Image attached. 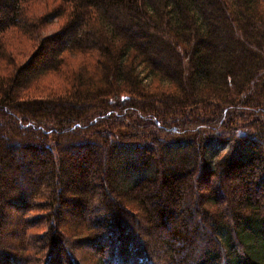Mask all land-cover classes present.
I'll return each instance as SVG.
<instances>
[{
	"label": "trees",
	"instance_id": "trees-1",
	"mask_svg": "<svg viewBox=\"0 0 264 264\" xmlns=\"http://www.w3.org/2000/svg\"><path fill=\"white\" fill-rule=\"evenodd\" d=\"M149 1L60 0L23 65L0 53V264H78L67 236L109 264H264V0ZM42 9L0 0L1 46L63 16Z\"/></svg>",
	"mask_w": 264,
	"mask_h": 264
},
{
	"label": "rangeland",
	"instance_id": "rangeland-1",
	"mask_svg": "<svg viewBox=\"0 0 264 264\" xmlns=\"http://www.w3.org/2000/svg\"><path fill=\"white\" fill-rule=\"evenodd\" d=\"M31 1H33V0H27L28 6L37 7V8L42 7L43 8L39 12V14L40 13L43 14L47 9H50V8H61L63 11V16L50 15V16H45V17H39V21L44 22V24H43V27H41V31H42V32H40L41 35L38 36V38L34 44L31 41H29L28 39H26L25 37L20 36L17 29L4 32V34H3V36H4L3 46L5 44H7L8 50H6L7 48L2 47L0 44V53H5V55H6V58L4 60L5 63L10 62L11 57H13V59H15V61H18L17 64L24 63L31 56L33 51L36 49L35 47L38 46L39 42L42 39H44V37H49L52 34L54 35V33L57 34L59 32V30L63 27V25L66 23L64 21V19L66 20L65 13H67L65 6H67L68 9H70V7H69L70 5L64 4L63 2L61 3L60 0H38V3L36 0H34L35 4H33V3L30 4ZM41 15H39V16H41ZM93 17H95V16L93 15ZM25 50H26L27 54H26ZM21 52H24V53H21ZM141 70H142L141 74L143 76H145L144 80H143L145 84H147L149 86L151 85L152 88L168 87L164 83H161L157 80L151 79L150 76L146 77L147 76V75H145L146 71L143 68H141ZM50 80L54 81L53 78H50ZM46 83H48L47 86L52 84L48 81H46ZM37 86L39 87V84H37ZM40 87H42V86H40ZM149 88H151V87H149ZM27 93L30 96L35 97L36 94L37 95L42 94V91H40L39 89H35V90L32 89L31 90L32 94L29 91ZM226 149L221 148L220 151H218L217 153H219V155L225 154ZM214 153H216V152L210 151L209 156L213 159H216V157H218L219 155L217 156V154H214ZM176 156L178 157V154ZM170 163L174 164V163H176V161H173ZM122 173H123V170H120V169L118 170L116 168L117 180H118L119 184H121L120 186L125 188V187H128L130 180L128 179V177L126 175H124ZM114 198L115 199L119 198L118 200L128 203V206H132L128 202L127 198H122V196L114 197ZM41 223H42V225H40V228L32 229V232L34 234H42V232L47 229V224L44 221ZM101 237H103V236H101ZM35 239L39 240L40 238H39V236H35ZM67 239H69L71 242V244L67 248L72 250V252L74 253V255L76 257V261L78 264H109L108 260H107L108 259V250H106L107 243H104V246H103L104 250L98 249V252H100V253L105 251V253H103L104 262H102L103 257L101 256V254H99L100 255L99 256L98 254H96L94 252L91 244L88 243V239L83 238V239H80V241H77V239H75L73 236H67ZM37 255L38 254H35L34 257ZM152 258H153V261H155L157 256L153 255Z\"/></svg>",
	"mask_w": 264,
	"mask_h": 264
},
{
	"label": "bare ground",
	"instance_id": "bare-ground-1",
	"mask_svg": "<svg viewBox=\"0 0 264 264\" xmlns=\"http://www.w3.org/2000/svg\"><path fill=\"white\" fill-rule=\"evenodd\" d=\"M36 1H37V3H38V0H36ZM150 1H151V0H150ZM150 1H149V2H150ZM154 1H155V0H154ZM152 2H153V1H152ZM159 2H160V1H159ZM32 3L35 4V3H34V0L31 1L30 4H32ZM259 3H260V2H259ZM256 4H257V3H256ZM149 5H150V4H149ZM153 5H154V4H153ZM253 5H254V4H253ZM151 6H152V5H151ZM160 6H161V5H159V9H160ZM161 7H162V6H161ZM163 7H164V5H163ZM148 8H149V7H148ZM155 8H157V7H155ZM164 8H165V7H164ZM257 9H258V8H257ZM155 10H156V9H155ZM162 10H163V9H162ZM166 10H167V9H166ZM226 10L228 11L229 9H226ZM151 11H152V10H151ZM158 11H159V10H158ZM240 11H241V10H239V12H240ZM259 11H260V10H259ZM163 12H164V11H163ZM224 12H225V10H224ZM241 12H242V11H241ZM165 13H166V12H165ZM226 13H229V12H226ZM161 14H162V13H161ZM163 14H164V13H163ZM34 16H35V15H34ZM220 16H223V17H224V15H220ZM36 17H38V16L36 15ZM230 18H231V17H230ZM218 20H219V19H218ZM236 20H237V19H236ZM227 21H228V20H227ZM225 22H226V20H225ZM241 22H242V21H241ZM221 23H222V22H221ZM223 23H224V22H223ZM235 23H236V22L234 21L233 24L235 25ZM230 24H231V21H230ZM233 24H232L231 26H233ZM227 25H228V24H227ZM235 26H236V25H235ZM245 26H246V25H245ZM233 27H234V26H233ZM101 28H103V27H101ZM235 28H236V27H235ZM239 28H240V27H239ZM249 28H250V27H249ZM228 29H231V28H228ZM237 29H238V28H237ZM100 30H101V29H100ZM233 30H234V28H233ZM104 31H105V30H104ZM98 32H99V31H98ZM236 32H237V30H236ZM239 32H240V31H239ZM239 32H238V33H239ZM103 33H104V32H103ZM107 33H109V32H107ZM54 34H55V33H54ZM105 34H106V33H105ZM110 34H111V33H110ZM239 34H240V33H239ZM47 35H48V34H47ZM47 35H46V36H47ZM49 35H50V34H49ZM74 35H75V34H74ZM74 35H73V34L71 35L72 38H73ZM98 35H103V37L101 36V38H103V39L105 38V37H104V34H102V33H100V34H98ZM75 36H76V35H75ZM75 36H74V37H75ZM107 36H108V35H107ZM98 37H100V36H98ZM72 38H71V40H73ZM109 38H110V37H109ZM111 38H112V37H111ZM111 38H110V39H111ZM99 39H100V38H99ZM120 39H121V38H120ZM69 40H70V39H69ZM101 40H102V39H101ZM73 41H74V40H73ZM102 41H103V44H104L105 40H102ZM102 41H101V43H100L101 45H102ZM107 41H109V39H108ZM60 42H61V41H60ZM111 42H112V41H111ZM117 42H118V41H117ZM68 43H69V42H68ZM71 43H73V42L71 41ZM106 44H107V42H106ZM67 45H68V44H67ZM109 45H110V41H109ZM109 45H108V46H109ZM117 45H118V44H116V46H117ZM72 46H73V44L71 45V47H72ZM103 46H106V45H103ZM68 47H69V45H68ZM112 47H113V46H112ZM118 48H119V47H118ZM118 48H115V47H114V50L116 51V49H118ZM16 50H17V49H16ZM27 50H28V49H27ZM29 50H30V49H29ZM21 51H22V50H21ZM23 51H24V50H23ZM25 52H26V50H25ZM116 52H117V51H116ZM21 53H24V52H21ZM21 53H20V54H21ZM118 53H119V52H118ZM16 54H17V53H16ZM26 54H27V52H26ZM21 55H22V54H21ZM7 58H8V57H7ZM11 58H12V60H13V57H11ZM10 60H11V59H10ZM12 60H11V61H12ZM14 62H15V61H14ZM14 62H12V63H14ZM26 63H27V62H26ZM16 65H17V64H16ZM19 65H21V64H19ZM22 65H23V64H22ZM7 68H8V67H7ZM29 70H30V69H29ZM130 74H131V73H130ZM3 77H4V76H3ZM161 91H162V90H161ZM140 94H141V93H140ZM141 95H142V94H141ZM154 121H155V120H154ZM154 121H153V122H154ZM155 122H156V121H155ZM153 124H154V123H153ZM162 127H163V126H162ZM163 130H164V129H163ZM165 130H166V129H165ZM151 131H152V130H151ZM158 131H159V130H158ZM167 131H168V130H167ZM155 132H156V131H155ZM153 134H154V133H153ZM177 135H178V134H177ZM177 135H176V136H177ZM174 136H175V133H174ZM176 136H175V138H176ZM178 137H179V136H178ZM171 138L173 139L174 137H171ZM175 138H174V139H175ZM174 139H173V141H176V140H177V139H176V140H174ZM170 140H171V139H168V141H170ZM178 140H183V139H178ZM11 141H12V140H11ZM12 142H13V141H12ZM36 143H37V142H36ZM45 143H46V142H45ZM171 143H172V140H171ZM171 143H170V144H171ZM176 143H177V141H176ZM10 144H11V143H10ZM40 144H41V143H40ZM172 144H173V143H172ZM180 144H181V143H180ZM180 144H179V142L177 143V145H180ZM43 145H44V144H43ZM162 145H163V144H162ZM173 145H174V144H173ZM173 145H172V147H173ZM177 145H176V146H177ZM165 146H166V145H165ZM168 146H170V145H168ZM181 146H183V145H181ZM0 147H1V146H0ZM10 147H11V146H10ZM179 147H180V146H179ZM183 147H184V146H183ZM1 148H2V147H1ZM16 148H17V147H16ZM18 148H19V146H18ZM18 148H17V149H18ZM21 148H22V147H21ZM162 148H163V147H162ZM166 148L168 149V147H166ZM166 148H164V149L166 150ZM169 148H170V147H169ZM184 148H185V147H184ZM164 149H163V150H164ZM171 149H174V148H171ZM175 149H176V147H175ZM175 149H174V150H175ZM185 149H186V148H185ZM8 150H9V149H8ZM13 150H15V149H13ZM178 150H179V149H177V151H178ZM181 150H182V149H181ZM181 150H180V155H181ZM0 151H2V150H0ZM4 151H5V150H4ZM167 151H168V150H167ZM169 152H170V150H169ZM171 152H172V151H171ZM174 153H175V152H174ZM177 153L179 154V151H178ZM13 154H14V153H13ZM23 154H24V153H23ZM175 154H176V153H175ZM21 155H22V154H21ZM25 155H26V153H25ZM36 155H37V153H36ZM14 156H15V155H14ZM19 156H20V155H19ZM38 156H39V155H38ZM0 157H1V155H0ZM15 157H16V156H15ZM31 157H32V156H30L29 159H31ZM168 157H169V156H168ZM20 158H21V157H20ZM27 158H28V156H27ZM16 159H17V158H16ZM29 159H28V160H29ZM26 160H27V159H26ZM18 161H19V160H18ZM13 162H14V160H13ZM14 163H15V162H14ZM27 163H28V162H27ZM17 164H18V163H17ZM22 164H23V163H22ZM28 164H29V163H28ZM12 165H13V163H12ZM31 165H32V164H31ZM28 166H29V165H28ZM18 167H19V166H18ZM20 167H21V166H20ZM21 168H22V167H21ZM21 168H19V169H21ZM23 168H25L24 165H23ZM31 168H32V167H31ZM31 168H30V169H31ZM113 168H114V167H113ZM16 169H17V167H16ZM19 169H17V171H18ZM110 169H111V168H110ZM15 171H16V170H15ZM21 171H22V170H20V173H21ZM23 171L27 172V169L25 168V170L23 169ZM23 171H22V172H23ZM28 171H29V170H28ZM31 171H32V170H31ZM31 171H30V173L33 172V171H32V172H31ZM23 173H24V172H23ZM30 173H28V174H30ZM34 173H35V172H34ZM117 173H118V172H117ZM13 174H14V173H13ZM28 174H27V175H28ZM15 175H17V173H15ZM18 175H19V173H18ZM25 175H26V173H24V175H22V176L24 177ZM29 176H31V180H30V183H31V182L33 181V179H34L35 174L33 175V177H32L31 174L28 175V178H29ZM18 177H19V176H18ZM18 177H17V178H18ZM32 178H33V179H32ZM36 179H37V178H36ZM35 181H36V180H35ZM35 181H34V183H35ZM36 182H37V181H36ZM34 183H33V184H34ZM123 186H124V185H123ZM7 216H8V215H7ZM8 223H9V222H8ZM8 226H9V225H8ZM8 230H9V229H8ZM18 231H19V230H18ZM5 232H6V231H5ZM7 232H8V231H7ZM9 233H10V231H9ZM9 233H8V234H9ZM60 233H61V232H60ZM60 233H59V234H60ZM5 234H6V233H5ZM6 236H7V234H6ZM6 236H5V238H7ZM14 237H15L14 239H16V236H15V235H14ZM12 238H13V237H12ZM26 242H27V241H26ZM26 242L24 243V241H23V242L20 243V244H24V245H25ZM6 243H7V242H6ZM10 243H11V242H10ZM32 243H33V242H31L30 244H32ZM14 244H15V243H14ZM30 244H29V245H30ZM33 244H34V243H33ZM7 245H9V244L7 243ZM21 246H23V245H21ZM32 246H34V245H32ZM35 246H36V245H35ZM8 247H10V246H8ZM6 248H7V247H6ZM21 248H22V247H21ZM25 248H26V247H25ZM28 249H29V248H28ZM32 250H34V247H33ZM14 251H15V250H14ZM17 251H18V250H17ZM23 251H24V250H23ZM15 252H16V251H15ZM18 252H19V251H18ZM40 252H41V251H40ZM11 253H12V252H11ZM31 253H32V252H31ZM37 253H38V252H37ZM42 253H43V252H42ZM4 254H6V253H3V255H4ZM8 254L10 255V253H8ZM16 254H17V253H16ZM57 254H58V253H57ZM6 255H7V254H6ZM11 255H12V254H11ZM21 255H22V254L20 253L19 256H21ZM23 255H24V254H23ZM32 255H35V254L32 253ZM6 257H7V256H6ZM15 257H16V256H15ZM25 257H26V256H25ZM25 257H23V260L25 259ZM4 258H5V257H4ZM10 258H11V257H10ZM10 258H9V259H10ZM13 258H14V257H13ZM20 258H22V257H20ZM27 258H28V257H27ZM30 258H32V257H30ZM5 259H6V258H5ZM5 259H4V260H5ZM16 259H17V257H16ZM18 259H19V258H18ZM10 260H11V259H10ZM20 260L23 261L22 259H20ZM20 260H19V262H20ZM13 261H16V260H13ZM19 264H21V262H20Z\"/></svg>",
	"mask_w": 264,
	"mask_h": 264
}]
</instances>
